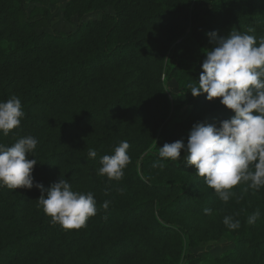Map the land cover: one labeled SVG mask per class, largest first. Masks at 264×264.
Masks as SVG:
<instances>
[{
  "label": "trees",
  "instance_id": "obj_1",
  "mask_svg": "<svg viewBox=\"0 0 264 264\" xmlns=\"http://www.w3.org/2000/svg\"><path fill=\"white\" fill-rule=\"evenodd\" d=\"M24 3L0 0V101L15 95L25 113L0 143L35 137L34 181L47 189L69 180L93 193L97 214L65 229L39 205V189L0 187V264H196V235L214 217L239 227L215 231L230 234L232 248L213 264H264V187L224 202L183 158L158 155L165 143H187L194 124L234 116L189 85L213 47L207 33L264 37V0H69L67 20L100 18L68 34L39 33L36 21L21 20ZM163 77L177 83L172 98ZM125 140L122 178L98 175L100 158Z\"/></svg>",
  "mask_w": 264,
  "mask_h": 264
},
{
  "label": "clouds",
  "instance_id": "obj_2",
  "mask_svg": "<svg viewBox=\"0 0 264 264\" xmlns=\"http://www.w3.org/2000/svg\"><path fill=\"white\" fill-rule=\"evenodd\" d=\"M207 35L213 47L204 51L203 71L198 84L189 85L190 93L193 97L206 94L210 102L219 99L234 116L216 123L194 124L187 143H165L159 147L158 155L162 159L183 158L184 163L195 167V175L204 178V183L227 202L233 194L231 189L241 182L253 190L264 187V37L257 41L254 35L235 29L226 37L215 31ZM24 116L21 100L15 95L0 101V133L8 136ZM37 145L32 135L19 138L11 146L0 143V187H35L42 193L37 201L53 225L59 223L65 229L83 227L89 217L97 214L93 193L74 191L64 178L47 189L35 182L33 171L38 162L28 157ZM129 148L128 141H121L114 154L102 156L98 175L110 180L122 178L130 161ZM96 156L94 149H88L89 158ZM154 166L162 165L158 162ZM102 207L107 209L109 202ZM205 214H211V210L205 209ZM259 215L257 210L247 222L254 223ZM223 222L230 229L239 227V221L232 217H225Z\"/></svg>",
  "mask_w": 264,
  "mask_h": 264
},
{
  "label": "rangeland",
  "instance_id": "obj_3",
  "mask_svg": "<svg viewBox=\"0 0 264 264\" xmlns=\"http://www.w3.org/2000/svg\"><path fill=\"white\" fill-rule=\"evenodd\" d=\"M25 12L21 14V20H33L37 22V31L47 33H72L75 32L81 23H86L91 19H98L100 15H88L80 17L79 15L72 16L71 20H67L64 16L65 9L69 0H24ZM112 12V9H108ZM164 87L170 97L172 94L178 92V86L175 81L166 82L165 77L162 78ZM188 109L181 114L185 117ZM177 111L175 108L172 110V120L174 119ZM248 184L241 182L233 189L231 196L240 197L246 196L248 193ZM200 227L196 235L197 245L192 249V256L199 259L196 264H213L223 254L232 248V237L230 234H223L218 237L215 233L221 226H226L223 222L221 225L220 218H213L208 220Z\"/></svg>",
  "mask_w": 264,
  "mask_h": 264
}]
</instances>
